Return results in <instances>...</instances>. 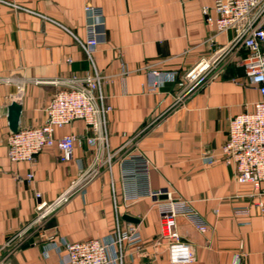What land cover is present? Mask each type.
<instances>
[{"label":"crops","instance_id":"1","mask_svg":"<svg viewBox=\"0 0 264 264\" xmlns=\"http://www.w3.org/2000/svg\"><path fill=\"white\" fill-rule=\"evenodd\" d=\"M212 4L0 0V264H62L63 241H107L118 224L123 231L138 227L142 238L139 245L124 246L122 264H173L160 239L157 199L124 200L121 163L134 153L150 162L152 190L168 189L208 223L202 233L185 218L177 219L180 236L195 253L191 264H264V183H237L234 168L219 155L230 120L252 112L261 96L246 77L245 51L230 47L235 32L216 35L207 23L204 9ZM88 6L103 10L93 64L77 41L87 36ZM201 63L208 67L187 94L179 83ZM154 70L179 76L149 93ZM95 71L112 107L107 122L111 163L104 155L91 179L83 180L96 164L83 121L56 131L57 137H76L72 161L63 162L53 147L34 164L11 162L10 105L22 106L19 129L42 126L51 100L64 88L54 81H83ZM66 195V202L38 219L40 202L53 206ZM240 209L250 212L236 214ZM125 215L138 223L124 220ZM51 244L55 247L48 250Z\"/></svg>","mask_w":264,"mask_h":264},{"label":"built area","instance_id":"2","mask_svg":"<svg viewBox=\"0 0 264 264\" xmlns=\"http://www.w3.org/2000/svg\"><path fill=\"white\" fill-rule=\"evenodd\" d=\"M212 7L204 10L207 23L215 34L235 32L230 42L232 49L245 51L242 65L250 85L258 89L261 99L253 104V111L238 115L230 120L228 137L220 151L224 163L235 170V180L239 184L251 183L259 186L264 183V0H211ZM86 12L90 18L87 36L84 41L77 39L79 45L93 64V55L101 44L100 28H103V10L88 6ZM208 64L201 63L189 73L179 86L190 93L205 73ZM179 76L177 71H151L147 84L149 93H157L168 81ZM64 85L51 100L46 109L47 123L39 127L19 129L7 139V158L13 162L34 164L37 156L47 148L57 147L63 162L74 158L76 137L56 136V131L74 122L83 121L89 131L86 143L96 154V164L85 174L84 181L95 174L96 165L107 155L111 163L107 130L108 115L112 107L106 103L99 73L83 81L61 82ZM124 178V200L134 202L144 198H156V207L160 213V239L168 247L169 259L173 264H191L195 253L191 246L183 241L177 229L180 217L189 221L198 231L205 233L208 223L188 201L176 199L168 189L154 191L150 187V162L140 153L130 154L121 163ZM33 174L28 175V180ZM82 180L74 181L67 192L69 196ZM61 198L55 205L47 206L40 202L36 207L38 219L45 218L56 207L68 200ZM36 197L40 199V194ZM165 197V198H163ZM261 206V205H257ZM249 209H240L236 214L248 215ZM142 242L138 227L123 231L119 224L116 235L107 241L90 240L70 244L63 241L66 258L62 264H122L123 249L127 245H139ZM55 245L48 246V250ZM47 250V251H48ZM46 251V252H47ZM241 264V263H239Z\"/></svg>","mask_w":264,"mask_h":264},{"label":"water","instance_id":"3","mask_svg":"<svg viewBox=\"0 0 264 264\" xmlns=\"http://www.w3.org/2000/svg\"><path fill=\"white\" fill-rule=\"evenodd\" d=\"M21 116H22V106L18 102L15 101L10 105L8 109V123H9L10 130L13 134L19 131V124H20ZM123 219L126 221H132L134 223H138V221H136L135 219L127 215H125Z\"/></svg>","mask_w":264,"mask_h":264}]
</instances>
